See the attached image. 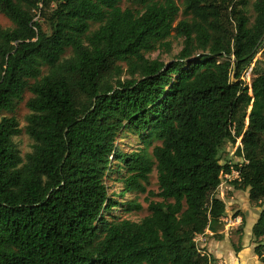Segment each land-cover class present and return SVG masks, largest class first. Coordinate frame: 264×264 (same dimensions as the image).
Wrapping results in <instances>:
<instances>
[{"label":"trees","instance_id":"1","mask_svg":"<svg viewBox=\"0 0 264 264\" xmlns=\"http://www.w3.org/2000/svg\"><path fill=\"white\" fill-rule=\"evenodd\" d=\"M130 1L139 8L0 0L11 24L0 26V264H214L195 238L222 228L216 192L232 173L259 210L264 264V72L244 80L264 46V0ZM172 37L174 61L146 57L168 53ZM25 92L33 145L22 158L18 122L3 114ZM126 136L139 148L122 152ZM237 140L241 162L223 165ZM113 166L127 175L122 194L145 193L156 171L159 201L140 222L106 218Z\"/></svg>","mask_w":264,"mask_h":264},{"label":"rangeland","instance_id":"2","mask_svg":"<svg viewBox=\"0 0 264 264\" xmlns=\"http://www.w3.org/2000/svg\"><path fill=\"white\" fill-rule=\"evenodd\" d=\"M250 4L253 0H249ZM181 5V3H179ZM120 7L122 9L130 8L137 10L139 7L130 0H123ZM188 18L183 14V9H180L178 16L176 17L175 24L181 20ZM39 19V16L36 18ZM39 21V20H38ZM41 22V21H40ZM42 27L46 30V26L43 22ZM0 26L4 28L11 27L10 22L0 14ZM97 25H93L92 30H95ZM171 42V49L168 53L155 51L147 54L146 57L155 60L159 59L165 63H170L175 60L176 56L182 49V40L169 38ZM69 53L65 55L68 57ZM253 70L258 72H264V46L261 52L255 57L253 65L245 72L244 80L250 85L252 76L254 75ZM31 97L28 92H25L23 100L18 104L13 114H3L6 117H14L21 129V134L13 139L14 144L22 158L26 154L32 151L33 141L25 134L26 117L29 115V111L26 108V102ZM158 145L157 142H152L150 146L146 147L147 153L150 155L152 149ZM118 146L122 152L128 153L135 151L139 148V143L136 138L122 137L118 143ZM240 146V140H237L233 146L226 144L221 150L223 158L222 164L229 165L231 163L241 162L234 156L236 148ZM116 162L113 163L115 166ZM113 169L107 173L105 184L108 188V195L113 199L117 205L113 208L110 215H106L108 219L110 216L121 220H129L132 222H140L146 217L149 212L147 210L150 201H159L155 195L158 193V184L156 171L153 168L152 173L149 176L148 184L145 187V193H123L122 181L127 177L123 172V169ZM119 172V173H117ZM237 174L232 173L231 175H225L222 178V183L217 189L216 196L220 198L225 204V217L222 219V228L218 235H213L210 232H206L204 236H197L195 238L198 248L202 252L214 257V264H261L260 259L255 255L254 250L259 244V241L255 240L252 235V228L256 223L259 215V210L254 208L248 199V191L238 189L233 182L237 179ZM128 204H130L128 206ZM137 204L140 206V210L135 209L131 206ZM245 217V227L240 230L241 217ZM240 251V252H237Z\"/></svg>","mask_w":264,"mask_h":264}]
</instances>
